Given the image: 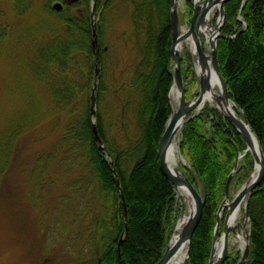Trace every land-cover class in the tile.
I'll use <instances>...</instances> for the list:
<instances>
[{"label": "trees", "instance_id": "trees-1", "mask_svg": "<svg viewBox=\"0 0 264 264\" xmlns=\"http://www.w3.org/2000/svg\"><path fill=\"white\" fill-rule=\"evenodd\" d=\"M0 1L9 2L18 17L35 8L37 0ZM45 1V11L49 16H58L65 29L44 35L33 34L28 28L13 39L11 54L21 47L27 52L22 67L39 88L35 93L21 89L27 95V108L19 113L18 126L11 128L0 172L10 159L11 138L14 140V135L30 127L23 121L52 119L46 130L40 129V140L46 134L55 135L56 141L50 152L38 156L37 162L68 165L67 171L79 167L84 174V211L73 216L78 223L73 228L75 242L71 245L74 263L156 264L166 251L176 222V187L162 173L158 159L160 140L172 114L170 0H131V40L136 59L129 77L113 71L110 46L105 42L114 0H94V10L93 0H79L66 3L62 12L52 7L58 0ZM225 8L223 33L237 36L219 39L221 73L229 99L243 111L264 151V0H248L244 8L242 0H231ZM191 11L188 4L189 15ZM239 17L247 24L243 31ZM45 26L35 27V32ZM8 40V26L0 24V43ZM96 58L100 70L93 122ZM24 79L29 83L28 77ZM44 122L37 124L42 126ZM94 126L103 149L95 138ZM182 134L181 152L187 155L206 196L187 264H209L218 204L235 166L237 150L243 151L246 145L216 109L189 120ZM249 213L252 225L248 264H264V182L252 192ZM231 259L229 256L224 264H233Z\"/></svg>", "mask_w": 264, "mask_h": 264}, {"label": "rangeland", "instance_id": "rangeland-1", "mask_svg": "<svg viewBox=\"0 0 264 264\" xmlns=\"http://www.w3.org/2000/svg\"><path fill=\"white\" fill-rule=\"evenodd\" d=\"M58 1L63 5L62 12L65 8L66 0ZM58 1H54L52 7ZM191 1L179 0L180 24L183 29H187L186 31H188L190 25L188 4H191ZM34 4L35 8L27 15L17 17L9 2L0 1V24L8 26L9 32L8 45L7 43H0V164L3 160L5 144L8 138L12 136L10 134L12 132L11 128L15 129L18 126L17 123L20 119L17 118L19 113L25 112V108H27V95H25V92L23 95L21 89L24 88V91L28 89L35 93L39 88L30 79V74L22 67L27 52L25 53L21 47L13 50L11 54L13 39L15 36L20 35V31L24 30L26 33L28 28L31 29L30 32H33V34L44 35L65 29V26L59 22L58 16L54 14L49 16L45 11V0H37ZM113 6H115V10L114 13L113 11H111L112 14L110 13V18L112 19L107 23L105 34V42L110 46L111 56L109 61L114 72L117 74L127 73L129 77L131 75L132 62L136 59L134 41L131 40L133 7L131 0H114ZM92 8L94 10V0ZM219 16V11L215 17L213 16L215 23ZM237 19L243 24L242 30H245L247 24L242 17ZM225 22L221 28V35L223 36L221 38L231 39L230 37L235 35H225L223 33ZM95 23H97V17L94 16L93 25ZM41 25H46L47 27L45 26V29H39L38 32H35V27H41ZM190 50H192L191 45L189 47L185 43L182 49L183 75L187 98L192 100L198 94L199 75L192 64ZM12 55L17 60V64ZM22 73L25 74L24 77ZM27 77L29 83L24 79ZM170 100L174 108H176L178 100L175 101L173 99V94ZM210 105L206 103L201 109L202 113L212 110ZM239 111L240 115H243L242 110L240 109ZM37 120L25 119L23 121L29 122L30 127L14 135V140L11 138L10 149L12 152L10 159L4 171L0 172V264H75V258L72 257L75 252L72 250L71 245L75 242L73 228L76 229L78 223L73 221V216L76 212L84 211L82 207L87 199L86 195L83 196L84 181L82 177L84 174L79 167L67 171L70 168L68 165L61 166L57 162L50 165L49 163L42 165L37 162L38 156L47 154L50 146L54 144L57 138L55 135L46 137L47 135L45 134L46 136L43 135L42 140H40V129L46 130V126L50 124L52 119H41L45 121L41 124L42 126L37 124L41 120L38 122ZM182 139L183 134L181 132L178 134L175 143L180 156L187 163H190L187 155L179 151ZM245 149L243 151L237 150L235 166L231 172L232 174L235 171V174L229 187V193L226 197V181L225 193L218 204L217 213L224 199L232 200L256 170L252 155L246 154L244 156ZM238 157L240 158L239 161ZM251 163L252 167L249 168ZM179 169L186 173L188 172L184 165H180ZM263 182L264 179L258 186L262 185ZM79 184L80 187L78 186ZM175 194L174 216L177 219L174 223V228L176 230L177 221L187 215L190 209L189 204L180 191H176ZM74 205H80V207L76 208ZM86 206L88 208V205ZM226 212L227 210L225 209L218 230L219 237L223 233V222ZM217 213L215 227L217 224ZM244 220L245 207H243V216L239 223H243ZM251 225V221L248 222L247 229L251 228ZM174 228L170 231L169 236L175 232ZM241 230L243 231V229ZM235 236V234H231V246L228 256L232 258L231 262L233 264H238L243 255V247L236 243ZM123 239L124 236L121 240Z\"/></svg>", "mask_w": 264, "mask_h": 264}, {"label": "water", "instance_id": "water-1", "mask_svg": "<svg viewBox=\"0 0 264 264\" xmlns=\"http://www.w3.org/2000/svg\"><path fill=\"white\" fill-rule=\"evenodd\" d=\"M78 0H69V2H77ZM231 0H193V12L190 20L189 27V38L193 44L194 50L191 52L192 64L194 66L195 71L199 75V93L198 96L188 101L186 99V87L185 80L183 76V68H182V55H181V44H180V35H181V24L178 13V0H170L171 4V25L173 30V45H172V53H173V63H174V81L173 86L171 88V94L173 90L176 89L178 91L177 97L179 98V107L177 110L173 111L171 118L168 121V124L163 132L160 144H159V152L158 158L160 163V168L162 173L166 176V178L173 183L176 187H182L187 190L189 195L193 199L194 209L188 215L183 228L180 230L177 240L175 244L172 246V240L169 241L166 252L162 259L156 264H166L169 258L179 250L184 244H188V252L187 258L189 257L190 244L192 242L194 233L198 228L201 219L203 217L204 208L206 204L205 195L201 194L200 187H196L187 175L184 172H179L178 170L172 169L167 162V154L169 149L173 146L174 140L177 134L181 131L185 123L193 118L194 116L200 113L204 103L207 100V94L209 91L213 95L214 102L216 104V108L222 112L229 122L237 129L240 135L243 137L246 143V150L243 153L244 155L248 152L251 153L255 166L258 165V172L254 173L245 182V184L241 187L242 189L234 196L232 200L225 198L224 202L219 208L217 213V224L215 227V235L213 239L212 251L210 256L209 264H223L229 250V236L230 231L233 233H237V229H241L245 227V224L238 225L236 227L230 226L231 217L233 216V212L239 207V205L246 199V221L249 220V202L252 195V191L263 181L264 179V152L263 148L260 144L258 137L250 126L247 118L244 115H240L239 108L233 103H231L228 97V89L226 81L221 73V68L218 60V40L223 37L221 35V28L225 22L226 12H225V4ZM248 0H243V7ZM220 7V16L217 19L216 24L214 25L212 20H209V17L215 7ZM242 7V8H243ZM53 8L57 11H61L63 9V5L61 3H55ZM208 21V22H207ZM247 27V26H246ZM243 31V30H242ZM94 48L97 45V34L96 31H93ZM235 37V36H234ZM208 38V39H207ZM233 38V37H230ZM206 44L209 45V49L206 48ZM96 57L98 56V52L96 51ZM97 60V69H96V79L93 88L92 95V114H93V122L95 119L96 113V90H97V80L99 76V65ZM200 67V71L199 68ZM213 77H217L219 80V93L217 91H213ZM232 105V109L229 105ZM238 109V112L236 111ZM191 114V115H190ZM95 138L99 143L100 149H103L104 146L101 142V139L98 136L97 130L95 126L93 127ZM256 138L260 154L258 155L254 150L251 149L252 135ZM238 157V161H239ZM191 171L192 169L188 167ZM235 171L229 176L226 184V197L229 193V187ZM254 176V177H253ZM253 177V178H252ZM252 178V179H251ZM251 179V180H250ZM247 184V185H246ZM230 200V204H227V201ZM228 209V212L225 216L223 223V249L220 253H217V243L219 240L218 230L221 225V214L225 209ZM122 242V241H121ZM250 252V243H249V233L246 236V245L245 252L241 261L238 264H246L249 258Z\"/></svg>", "mask_w": 264, "mask_h": 264}, {"label": "bare ground", "instance_id": "bare-ground-1", "mask_svg": "<svg viewBox=\"0 0 264 264\" xmlns=\"http://www.w3.org/2000/svg\"><path fill=\"white\" fill-rule=\"evenodd\" d=\"M192 9H193V5L191 4V10ZM218 11L220 12V7L219 6L215 7V9L212 11V13H211V15L209 17V20L213 19V16L215 17V15H217ZM186 30L187 29L181 28V32H180L181 33V35H180L181 52H182V49H183L185 43H187L189 45V47H190V45H191V48L193 47L192 42H191V40L189 38V31H186ZM207 48H208V46H207ZM190 51H192V50H190ZM198 68H199V71H200V67H198ZM213 85H214L213 91L214 90H218V88H219V80L217 79V77H213ZM210 92L211 91H209L208 94L206 95L207 96V100L204 103V105L206 103H210V104L215 103L214 102L213 95ZM217 93H219V91ZM177 95H178V91L176 89H174L173 90V99L175 101L177 100ZM229 107L231 108L232 105L230 104ZM251 142H252L251 149L254 150L259 155L260 154L259 146H258V143H257L256 138L253 135L251 136ZM167 162H168L169 166L172 169H175V170H178V171L180 170L179 169V166L180 165H185V164L187 165V161L183 157L180 156V154L178 152V148H177L176 143H174L173 146L168 151V154H167ZM179 172L182 173V171H179ZM256 172H258V165L256 167L254 176H255ZM180 193H181V195L183 197H185L187 203L189 204L190 212H192V210L194 209L193 199L191 198V196L189 195V193L187 192V190L185 188H180ZM227 204H230V200L227 201ZM244 205H245V202L243 201L239 205V207L232 213L233 216L231 217V221L229 223L231 227H234L235 225L239 224V221L242 219ZM226 210L228 212V209L227 208H226ZM223 212L221 214V219L223 217ZM187 217H188V214L187 215H184L182 217V219L180 220V222L178 224V227L176 229V232L174 233V235H172V237H171L172 246L175 244V242L177 240V236H178L180 230L183 228L184 223H185ZM244 231L245 232H243V233H241V232L235 233V235H236L235 236V241H236L237 244L240 245V247H243L244 244H246V236L248 234V229L246 228ZM229 241H230V244L229 245L231 246V238L229 239ZM223 243H224L223 239H221V240L218 241L217 248H216L217 249V253H220L222 251V249H223ZM187 252H188V245L187 244H184L179 250H177L169 258V260L166 262V264H187Z\"/></svg>", "mask_w": 264, "mask_h": 264}, {"label": "flooded vegetation", "instance_id": "flooded-vegetation-1", "mask_svg": "<svg viewBox=\"0 0 264 264\" xmlns=\"http://www.w3.org/2000/svg\"><path fill=\"white\" fill-rule=\"evenodd\" d=\"M69 1V0H68Z\"/></svg>", "mask_w": 264, "mask_h": 264}]
</instances>
